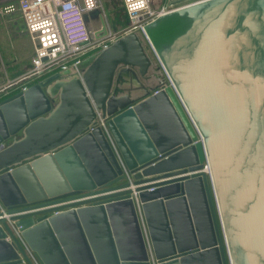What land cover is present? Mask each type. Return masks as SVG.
Instances as JSON below:
<instances>
[{"label":"water","instance_id":"95a60500","mask_svg":"<svg viewBox=\"0 0 264 264\" xmlns=\"http://www.w3.org/2000/svg\"><path fill=\"white\" fill-rule=\"evenodd\" d=\"M0 264H264V0L174 9L0 100Z\"/></svg>","mask_w":264,"mask_h":264},{"label":"built area","instance_id":"2783aa9c","mask_svg":"<svg viewBox=\"0 0 264 264\" xmlns=\"http://www.w3.org/2000/svg\"><path fill=\"white\" fill-rule=\"evenodd\" d=\"M128 18V25L113 31L105 22L91 29L90 13L95 11L100 0H0V16L19 12L23 29L32 43L31 68L0 91L19 84V91L30 84L54 73L68 70L81 74L87 56L98 53L120 37L148 25L157 16L174 9L204 0H160L158 8L152 3L158 0H121ZM137 211L145 233L146 246L151 250L140 206Z\"/></svg>","mask_w":264,"mask_h":264},{"label":"rangeland","instance_id":"374dc122","mask_svg":"<svg viewBox=\"0 0 264 264\" xmlns=\"http://www.w3.org/2000/svg\"><path fill=\"white\" fill-rule=\"evenodd\" d=\"M159 2L160 0L154 1L152 8L157 9ZM89 16L92 30H96L101 25L102 16L113 31L118 32L128 25V18L121 0H100L99 7ZM21 25L19 12L11 13L8 16H0V51L7 53L10 57L17 46H20L22 51L26 52L25 54L33 52L30 36L21 28ZM95 55L96 52L87 56L84 66L89 64Z\"/></svg>","mask_w":264,"mask_h":264},{"label":"crops","instance_id":"0c3cea01","mask_svg":"<svg viewBox=\"0 0 264 264\" xmlns=\"http://www.w3.org/2000/svg\"><path fill=\"white\" fill-rule=\"evenodd\" d=\"M25 53L26 52H23L20 46H17V48L15 49L11 57L7 53L0 51V89L2 87H5L8 82L14 81L19 76L29 71V69L31 68L32 53L31 52L28 54H25ZM18 87H19V84L17 85L14 84L11 87L5 88V90L3 91H0V100L19 91ZM125 92L129 93V91H124V93ZM130 93H131L130 94L131 97H135L139 99L143 98L145 95L143 91H136V90H131ZM149 177L151 176L148 175V177L146 178H149ZM146 184L147 183L141 184V185H146Z\"/></svg>","mask_w":264,"mask_h":264},{"label":"clouds","instance_id":"9594fccd","mask_svg":"<svg viewBox=\"0 0 264 264\" xmlns=\"http://www.w3.org/2000/svg\"><path fill=\"white\" fill-rule=\"evenodd\" d=\"M88 3H89V8H91L93 6L91 0H88Z\"/></svg>","mask_w":264,"mask_h":264}]
</instances>
